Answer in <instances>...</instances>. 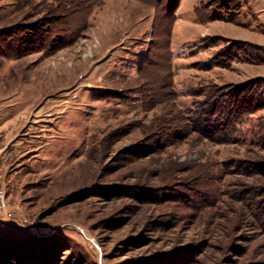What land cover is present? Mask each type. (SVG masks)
I'll list each match as a JSON object with an SVG mask.
<instances>
[{
  "label": "rangeland",
  "instance_id": "374dc122",
  "mask_svg": "<svg viewBox=\"0 0 264 264\" xmlns=\"http://www.w3.org/2000/svg\"><path fill=\"white\" fill-rule=\"evenodd\" d=\"M1 128L0 264H264V0H0Z\"/></svg>",
  "mask_w": 264,
  "mask_h": 264
},
{
  "label": "crops",
  "instance_id": "0c3cea01",
  "mask_svg": "<svg viewBox=\"0 0 264 264\" xmlns=\"http://www.w3.org/2000/svg\"><path fill=\"white\" fill-rule=\"evenodd\" d=\"M5 134L6 132H4V129L1 128L0 129V184L4 181V176L2 174L4 168L6 167V165L12 164L14 158L16 157V154H18V152L16 153L15 152L9 153V151L5 152V144L3 141V139H5ZM9 144H11V141L9 142Z\"/></svg>",
  "mask_w": 264,
  "mask_h": 264
},
{
  "label": "built area",
  "instance_id": "2783aa9c",
  "mask_svg": "<svg viewBox=\"0 0 264 264\" xmlns=\"http://www.w3.org/2000/svg\"><path fill=\"white\" fill-rule=\"evenodd\" d=\"M6 209V201L3 197H0V211H3ZM8 218H12L13 214L12 213H7Z\"/></svg>",
  "mask_w": 264,
  "mask_h": 264
},
{
  "label": "trees",
  "instance_id": "16d2710c",
  "mask_svg": "<svg viewBox=\"0 0 264 264\" xmlns=\"http://www.w3.org/2000/svg\"><path fill=\"white\" fill-rule=\"evenodd\" d=\"M0 224H2V222H0Z\"/></svg>",
  "mask_w": 264,
  "mask_h": 264
}]
</instances>
